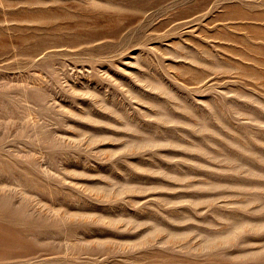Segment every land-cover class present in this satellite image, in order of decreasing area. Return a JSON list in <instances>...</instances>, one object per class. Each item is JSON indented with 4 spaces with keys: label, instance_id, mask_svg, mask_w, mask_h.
Masks as SVG:
<instances>
[{
    "label": "rangeland",
    "instance_id": "obj_1",
    "mask_svg": "<svg viewBox=\"0 0 264 264\" xmlns=\"http://www.w3.org/2000/svg\"><path fill=\"white\" fill-rule=\"evenodd\" d=\"M0 205V264H264V0H0Z\"/></svg>",
    "mask_w": 264,
    "mask_h": 264
},
{
    "label": "bare ground",
    "instance_id": "obj_2",
    "mask_svg": "<svg viewBox=\"0 0 264 264\" xmlns=\"http://www.w3.org/2000/svg\"><path fill=\"white\" fill-rule=\"evenodd\" d=\"M140 1L141 3H146V4H149V0H138ZM154 0H151V3L153 2ZM0 207H6L8 208L9 210H14L12 207H10L9 205H0ZM8 210V211H9Z\"/></svg>",
    "mask_w": 264,
    "mask_h": 264
}]
</instances>
